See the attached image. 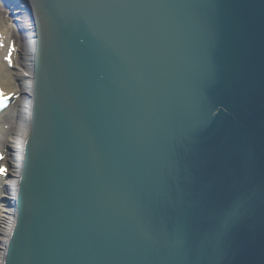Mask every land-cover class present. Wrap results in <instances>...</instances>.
Instances as JSON below:
<instances>
[{
	"label": "water",
	"instance_id": "water-1",
	"mask_svg": "<svg viewBox=\"0 0 264 264\" xmlns=\"http://www.w3.org/2000/svg\"><path fill=\"white\" fill-rule=\"evenodd\" d=\"M1 1L35 37L4 264H264V0Z\"/></svg>",
	"mask_w": 264,
	"mask_h": 264
},
{
	"label": "bare ground",
	"instance_id": "bare-ground-1",
	"mask_svg": "<svg viewBox=\"0 0 264 264\" xmlns=\"http://www.w3.org/2000/svg\"><path fill=\"white\" fill-rule=\"evenodd\" d=\"M11 16L12 23L19 30V41L16 46H12V56L9 61L12 67L3 68L0 70L3 75H0V98L10 96V94L19 95V107L17 110L15 123L12 125V134L8 138V152L7 159L10 167L8 176L6 177L3 189L6 202L14 198L18 188L19 172L22 167L23 144L29 128L30 110L32 98L29 93L33 89V50L35 44V37L31 24L25 14L20 9L14 10ZM21 30V31H20ZM6 34V29L2 30ZM4 35L3 38H5ZM13 85V86H11ZM0 126V135L6 133ZM8 129V127H7ZM15 221V209L11 205L2 203L0 206V264L5 255V249L9 233Z\"/></svg>",
	"mask_w": 264,
	"mask_h": 264
},
{
	"label": "rangeland",
	"instance_id": "rangeland-1",
	"mask_svg": "<svg viewBox=\"0 0 264 264\" xmlns=\"http://www.w3.org/2000/svg\"><path fill=\"white\" fill-rule=\"evenodd\" d=\"M9 23H12L11 16L8 15V9L5 8L3 4L0 2V66H2L3 68L10 69L12 67V63L9 61L10 57L12 56L10 50L13 48L11 46L17 45L20 35L16 29V26L14 24L13 25L10 24L9 26ZM5 29H6V34H3L2 30ZM4 35H6L5 38H3ZM2 71L0 70V75H3ZM31 92L29 94H31ZM15 93L10 94L9 96L10 102L0 112V126L3 125L6 128V133H4V135H0V206L2 205V203L7 205L5 202L2 201L1 198L4 193L3 183L6 177V173L8 172L6 167L9 166L7 159L8 142H9L8 138H10L12 134V130H13L12 125H14L15 123V118L19 107V95H16ZM4 127L3 129L5 130Z\"/></svg>",
	"mask_w": 264,
	"mask_h": 264
}]
</instances>
